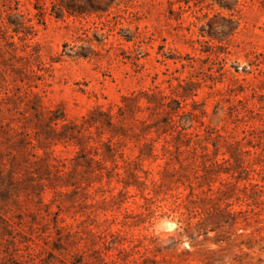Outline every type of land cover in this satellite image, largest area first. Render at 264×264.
I'll use <instances>...</instances> for the list:
<instances>
[{"label":"rangeland","instance_id":"1","mask_svg":"<svg viewBox=\"0 0 264 264\" xmlns=\"http://www.w3.org/2000/svg\"><path fill=\"white\" fill-rule=\"evenodd\" d=\"M0 163V264H264V0H0Z\"/></svg>","mask_w":264,"mask_h":264},{"label":"trees","instance_id":"2","mask_svg":"<svg viewBox=\"0 0 264 264\" xmlns=\"http://www.w3.org/2000/svg\"><path fill=\"white\" fill-rule=\"evenodd\" d=\"M32 110H33V114H32L33 119L32 118L31 119L33 120L32 125L35 131V135L39 138H42V143L45 145V147L54 142H58L61 140H71L77 138L76 134L79 132V129L81 127H78L75 124L73 125L65 124L61 127L60 131L57 130V128L55 127L57 126L58 121L64 119L63 113H60L59 111H49V110L46 111L43 109H38V107L32 108ZM96 115L103 116L104 120H99L97 117H95ZM85 124H101V127L103 126L113 127V124L111 122V116L108 113H104L99 110L93 111L90 117L87 120H85ZM26 137L27 136L25 135V138L22 140L25 141L24 143L26 145H31V142H27ZM34 157L38 158V160L35 161L34 163L41 162L42 158H39L38 156H34ZM1 165L2 164L0 163V176H2L3 174ZM10 165H12L10 167H14L13 164ZM11 172H12V168L9 169L8 175L12 174Z\"/></svg>","mask_w":264,"mask_h":264},{"label":"bare ground","instance_id":"3","mask_svg":"<svg viewBox=\"0 0 264 264\" xmlns=\"http://www.w3.org/2000/svg\"><path fill=\"white\" fill-rule=\"evenodd\" d=\"M172 224H173V223H172ZM172 224H171V225H172ZM169 226H170V224H169L168 222H166V223L164 224V227H165V228H167V227H169ZM172 227H173V225H172Z\"/></svg>","mask_w":264,"mask_h":264},{"label":"water","instance_id":"4","mask_svg":"<svg viewBox=\"0 0 264 264\" xmlns=\"http://www.w3.org/2000/svg\"><path fill=\"white\" fill-rule=\"evenodd\" d=\"M161 223L158 225V227H160Z\"/></svg>","mask_w":264,"mask_h":264}]
</instances>
